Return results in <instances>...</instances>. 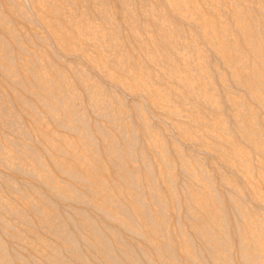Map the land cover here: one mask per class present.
Listing matches in <instances>:
<instances>
[{
  "label": "bare ground",
  "instance_id": "1",
  "mask_svg": "<svg viewBox=\"0 0 264 264\" xmlns=\"http://www.w3.org/2000/svg\"><path fill=\"white\" fill-rule=\"evenodd\" d=\"M259 183L264 0H0V264H264Z\"/></svg>",
  "mask_w": 264,
  "mask_h": 264
},
{
  "label": "rangeland",
  "instance_id": "2",
  "mask_svg": "<svg viewBox=\"0 0 264 264\" xmlns=\"http://www.w3.org/2000/svg\"><path fill=\"white\" fill-rule=\"evenodd\" d=\"M260 159H262V157H260ZM255 185H257V183H255ZM258 185H259V187H262L264 184L263 183H259Z\"/></svg>",
  "mask_w": 264,
  "mask_h": 264
}]
</instances>
